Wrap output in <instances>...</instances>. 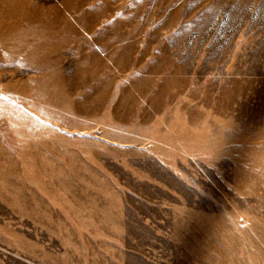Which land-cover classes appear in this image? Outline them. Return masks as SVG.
I'll list each match as a JSON object with an SVG mask.
<instances>
[{"label": "rangeland", "instance_id": "rangeland-1", "mask_svg": "<svg viewBox=\"0 0 264 264\" xmlns=\"http://www.w3.org/2000/svg\"><path fill=\"white\" fill-rule=\"evenodd\" d=\"M0 264H264V0H0Z\"/></svg>", "mask_w": 264, "mask_h": 264}]
</instances>
